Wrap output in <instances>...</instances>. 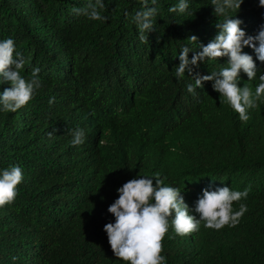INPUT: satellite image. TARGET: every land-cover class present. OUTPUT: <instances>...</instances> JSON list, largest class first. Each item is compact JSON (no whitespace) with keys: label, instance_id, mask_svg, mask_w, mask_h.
<instances>
[{"label":"trees","instance_id":"16d2710c","mask_svg":"<svg viewBox=\"0 0 264 264\" xmlns=\"http://www.w3.org/2000/svg\"><path fill=\"white\" fill-rule=\"evenodd\" d=\"M103 2L106 22L72 12L88 0H0V41L13 39L26 61L23 74L39 68L43 81L25 107L0 111V172H23L15 202L0 208V264H126L104 226L115 223L108 208L118 199V181L136 173L180 189L197 219L203 190L250 187L233 203L248 209L236 227L217 231L201 221L199 231L180 236L169 218L167 264H264V100L242 122L220 103L213 81L188 92L196 74L219 72L228 57L175 76L184 46L191 59L226 18L240 19L246 37L256 36L264 7L244 0L239 10L216 16L211 0H186L185 13L169 11L179 0H157L155 28L141 43L132 22L141 0ZM242 51L258 71L252 80L241 71L238 86L254 93L264 64L252 48ZM10 86L0 74V94ZM77 128L85 142L73 146Z\"/></svg>","mask_w":264,"mask_h":264},{"label":"clouds","instance_id":"9594fccd","mask_svg":"<svg viewBox=\"0 0 264 264\" xmlns=\"http://www.w3.org/2000/svg\"><path fill=\"white\" fill-rule=\"evenodd\" d=\"M244 0H211L216 16H226L229 10H239ZM264 7V0H259ZM142 8L132 17V22L138 29V39L141 43H149L148 34L154 30L159 5L157 0H141ZM189 8L186 0H179L178 5L170 7V12L185 13ZM106 10L103 0H88L83 7H74L72 12L77 16L83 15L90 20L106 22L107 16L101 14ZM127 15V13H125ZM242 21L237 18H226L217 27L218 35L206 46L200 45L202 51L195 52L184 46L179 54V65L175 76L182 78L186 71L191 74L192 66L199 67L205 59L217 60L228 57L227 67L210 75L196 74L195 86L189 84L188 92L195 88H203L204 82L213 81V89L220 93V103L226 102L239 114L242 122L249 120V109L258 107L257 102L264 100V74L259 76L260 83L253 93L246 84L239 87L240 72L243 71L248 80L257 75V65L253 57L244 53V47H250L256 58L264 64V27L256 36H247L240 28ZM197 41L196 36L189 37ZM258 45V46H257ZM15 53V55H14ZM25 59L15 51V42L8 38L0 41V74L10 83V87L0 94V111L15 113L32 100L36 90L40 89L43 81L39 76L40 69L33 68L25 76ZM55 97L49 100L54 103ZM73 146L85 142V133L81 128L71 131ZM49 138L54 136L48 132ZM155 178V186L153 184ZM23 181V172L19 166H12L0 172V208L12 205L18 195L17 186ZM118 199L112 203L108 211L115 217V223L104 226L108 242L116 258L126 264H167L162 255L163 239L169 229V218L176 234L185 236L199 231L201 221L204 227L219 231L225 226L236 227L247 212V205L239 203V210L233 209L234 202H241L249 195L250 187L243 191H233L225 186L214 191L203 190V195L195 202V212L199 219L189 214L181 191L178 188L164 186L159 176L137 178L129 174L117 183Z\"/></svg>","mask_w":264,"mask_h":264}]
</instances>
